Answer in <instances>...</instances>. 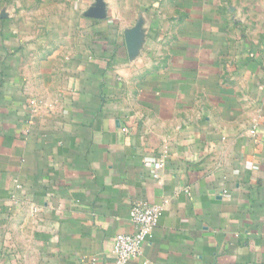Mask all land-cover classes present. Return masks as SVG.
Masks as SVG:
<instances>
[{
  "label": "crops",
  "instance_id": "obj_1",
  "mask_svg": "<svg viewBox=\"0 0 264 264\" xmlns=\"http://www.w3.org/2000/svg\"><path fill=\"white\" fill-rule=\"evenodd\" d=\"M264 0H0V264H264Z\"/></svg>",
  "mask_w": 264,
  "mask_h": 264
},
{
  "label": "built area",
  "instance_id": "obj_2",
  "mask_svg": "<svg viewBox=\"0 0 264 264\" xmlns=\"http://www.w3.org/2000/svg\"><path fill=\"white\" fill-rule=\"evenodd\" d=\"M169 200L150 203L137 200L130 209V219L136 229L133 232L119 233L113 243L112 254L116 264H128L141 256L144 243L151 237Z\"/></svg>",
  "mask_w": 264,
  "mask_h": 264
},
{
  "label": "rangeland",
  "instance_id": "obj_3",
  "mask_svg": "<svg viewBox=\"0 0 264 264\" xmlns=\"http://www.w3.org/2000/svg\"><path fill=\"white\" fill-rule=\"evenodd\" d=\"M122 2L125 3V0H122ZM256 14H258L261 18H264V9L256 10ZM259 28H260L259 33L262 35L260 36V42L264 46V25H262L261 27H256V30H259ZM262 60L264 62V50L262 52Z\"/></svg>",
  "mask_w": 264,
  "mask_h": 264
}]
</instances>
